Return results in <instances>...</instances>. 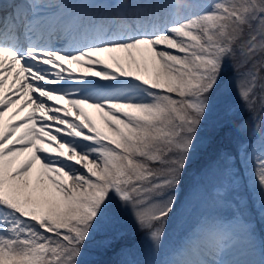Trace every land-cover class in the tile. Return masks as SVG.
Instances as JSON below:
<instances>
[{"label":"snow or ice","instance_id":"snow-or-ice-1","mask_svg":"<svg viewBox=\"0 0 264 264\" xmlns=\"http://www.w3.org/2000/svg\"><path fill=\"white\" fill-rule=\"evenodd\" d=\"M209 178L234 211L193 219ZM234 246L264 264V0H0V264Z\"/></svg>","mask_w":264,"mask_h":264},{"label":"trees","instance_id":"trees-1","mask_svg":"<svg viewBox=\"0 0 264 264\" xmlns=\"http://www.w3.org/2000/svg\"><path fill=\"white\" fill-rule=\"evenodd\" d=\"M244 117L247 118V113L244 114ZM215 145L208 148V150L204 153H202L201 156H198L197 159L193 162V170L196 168L201 167L207 157L211 155ZM209 191L203 195L199 196L194 199L191 207V218H196L199 215H220V216H229L234 210L232 208H229L227 206L222 205H216L211 196V178L207 181ZM258 229H260L262 226L258 223L257 224ZM138 238L135 236V234H132L130 236L131 241H136ZM96 259H100L102 261H105L106 264H112V262L118 261L119 259H122V257L118 253H105L99 256L94 257Z\"/></svg>","mask_w":264,"mask_h":264},{"label":"rangeland","instance_id":"rangeland-1","mask_svg":"<svg viewBox=\"0 0 264 264\" xmlns=\"http://www.w3.org/2000/svg\"><path fill=\"white\" fill-rule=\"evenodd\" d=\"M72 68H73V71L75 73H77V74H81L82 71H83L82 69L77 68L75 65H73ZM58 103L60 105H64L65 104L64 101H59ZM18 106L19 105H16V106H14V108L18 107ZM14 108L9 110V113H6V115L4 117L5 122L8 121V116L10 115L11 111L14 110ZM28 111H29V108L26 107L24 109V111L21 112L18 116L14 117V119L15 120H19L21 117L26 115ZM86 112H87L88 116L97 123L98 126H102L101 121L99 119V115H98V113H96L95 110L89 108V109H86ZM248 258L249 257L245 256L243 254L242 250L239 247H237V246H234L233 248H231L229 250H226L219 257V259L224 261L225 264H230V262L233 261V260H244V259H248Z\"/></svg>","mask_w":264,"mask_h":264},{"label":"bare ground","instance_id":"bare-ground-1","mask_svg":"<svg viewBox=\"0 0 264 264\" xmlns=\"http://www.w3.org/2000/svg\"><path fill=\"white\" fill-rule=\"evenodd\" d=\"M76 4H78V3H75V4H73L71 7H74ZM7 88V86H5V89Z\"/></svg>","mask_w":264,"mask_h":264}]
</instances>
